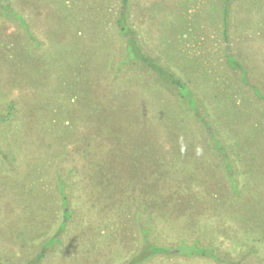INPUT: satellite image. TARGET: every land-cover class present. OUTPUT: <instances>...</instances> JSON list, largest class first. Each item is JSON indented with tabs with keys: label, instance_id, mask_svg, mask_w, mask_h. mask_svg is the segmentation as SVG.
Returning a JSON list of instances; mask_svg holds the SVG:
<instances>
[{
	"label": "rangeland",
	"instance_id": "374dc122",
	"mask_svg": "<svg viewBox=\"0 0 264 264\" xmlns=\"http://www.w3.org/2000/svg\"><path fill=\"white\" fill-rule=\"evenodd\" d=\"M226 1L129 0L192 107L121 64L120 0H0V264H128L149 243L171 252L139 264H264V0L227 1V43Z\"/></svg>",
	"mask_w": 264,
	"mask_h": 264
},
{
	"label": "trees",
	"instance_id": "16d2710c",
	"mask_svg": "<svg viewBox=\"0 0 264 264\" xmlns=\"http://www.w3.org/2000/svg\"><path fill=\"white\" fill-rule=\"evenodd\" d=\"M229 1V0H227ZM223 3L222 7V28H223V36L225 43L228 42L227 39V29L229 26V14H230V5L228 2ZM121 6L120 10L118 12V15L115 17V23L117 26V32L121 38V40L124 42V59L122 60L121 64L126 62H131L133 64L139 63L142 65V67H148L155 76L158 78L156 79L158 82L168 83L169 86H171L173 89H176L179 96L182 98V100L186 99L189 105L194 107V103L192 102L193 94L187 88L186 84L177 78L173 73H171L168 69L165 67L159 65L152 59L150 56H148L146 53L143 52L141 46L139 45L137 34L135 29L132 27V25L129 23L128 20V5L129 0H120ZM225 57L227 60L228 65L239 72L240 78L242 82L247 83V76H246V70L244 66L238 62L232 54L229 52V47H225ZM132 59V60H131ZM145 68V69H146ZM161 80V81H159ZM253 90L255 91V87H253ZM260 95L259 93H255ZM14 103L8 102L5 106L6 113L3 115H0V134H5L10 122L12 121L11 117H13V114L11 113L12 110H14ZM197 119L201 120V117H198ZM221 145H217V148L220 149ZM217 150V149H216ZM222 151V150H220ZM59 195L61 197V204L63 208V218L64 220L60 223L58 231H62L65 227L66 220L68 217L72 214V210L70 208V204L66 197L65 192V185H62L61 187L58 186ZM60 233H56L54 236L49 238L44 242V247L50 246L53 243H55L59 238L58 235ZM149 243V242H148ZM182 242L178 247H180L179 250H177L178 254L181 255H193L196 253L202 252V249L200 247H186L182 246ZM147 246L139 245L137 249L135 250L134 254L132 255L131 260L128 264H139L143 261L148 260L153 255L156 254H162L167 255L170 254V248L168 246H163L159 244L149 243ZM182 246V247H181Z\"/></svg>",
	"mask_w": 264,
	"mask_h": 264
}]
</instances>
